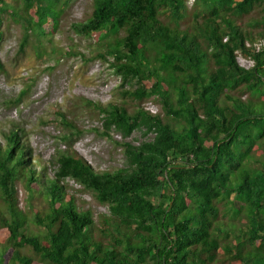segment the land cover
<instances>
[{
    "label": "trees",
    "instance_id": "1",
    "mask_svg": "<svg viewBox=\"0 0 264 264\" xmlns=\"http://www.w3.org/2000/svg\"><path fill=\"white\" fill-rule=\"evenodd\" d=\"M92 1L90 16L73 26L102 49L91 58L73 47L68 54L106 61L137 87L121 90L124 104L79 96L72 105L99 112L101 125L91 129L123 147L124 163L98 170L70 148L48 172L18 130L0 126V264H216L220 253L228 264H264V0ZM57 6L0 0V52L5 13L22 23L24 51L32 34L57 32ZM152 97L162 112L143 107ZM55 113L71 146L84 128ZM69 180L108 207L99 236ZM18 182L45 198L35 210L42 234L27 227Z\"/></svg>",
    "mask_w": 264,
    "mask_h": 264
},
{
    "label": "rangeland",
    "instance_id": "2",
    "mask_svg": "<svg viewBox=\"0 0 264 264\" xmlns=\"http://www.w3.org/2000/svg\"><path fill=\"white\" fill-rule=\"evenodd\" d=\"M192 2L193 0H190L189 7H192ZM57 4L64 8L57 32L49 33V36L42 35L39 31L32 34L24 51L20 50L26 34L22 23L16 21L11 14H4L5 39L0 57L5 68L0 70V126L3 130L5 128L9 131L19 130V135L30 143L35 157L45 163L48 172L54 170L52 158L57 156L59 151L70 148L91 163L95 169L105 170L121 166L125 160L123 147L106 137L99 136L91 129L101 125L98 119L99 112L92 111L87 103H80L74 107L72 102L82 95L88 100L100 101L104 105L130 102V98L124 96L121 90H134L137 87L136 79L115 71L108 62L101 59L86 61L78 55L68 54L69 48L73 47L91 58L102 49L93 36H86L73 26L74 23L86 20L90 16L93 1L57 0ZM59 6L57 7L60 8ZM246 29L252 30L253 33L258 30L255 27ZM111 35L112 33H105L104 37ZM262 44L263 41L257 42V47ZM245 58L239 54L238 60L242 62L244 59L243 64L250 66V59ZM28 69L31 71H28L26 77H20L22 71ZM23 89L24 92L19 98L21 101L13 104ZM246 97L247 95L241 96L243 100ZM134 105L130 107L133 108ZM143 107L154 113L162 112L161 104L154 97L145 101ZM57 108L84 128L81 134L72 136L71 146L60 138L68 129L56 122ZM115 136L121 138L120 134ZM137 136L141 137V134L135 132L132 137ZM0 140H4L1 133ZM34 162L40 163L36 159ZM69 183L73 187L69 192L76 196L79 206L83 209H92L95 230L92 226L90 231L94 230L99 236V220L102 215L108 214V207L100 204L94 195L83 189L80 184L73 180ZM18 195L21 207L30 214L28 229L42 234L45 228L36 223L35 210H42L45 207V198L41 195L33 196L21 182H18ZM25 251L32 252L29 248ZM218 263L228 264L227 255L220 253L216 264Z\"/></svg>",
    "mask_w": 264,
    "mask_h": 264
},
{
    "label": "clouds",
    "instance_id": "3",
    "mask_svg": "<svg viewBox=\"0 0 264 264\" xmlns=\"http://www.w3.org/2000/svg\"><path fill=\"white\" fill-rule=\"evenodd\" d=\"M263 44H264V42H263ZM242 57H244V56H242ZM245 58V57H244ZM246 59V58H245ZM250 62H251V65L250 66H248V65H246V64H243L241 61H240V64L241 65H243V66H245V67H251V66H253V64H254V61L253 60H249ZM245 63V62H244ZM28 71H31V69H28V70H26V71H22V73H21V75H20V77H23V78H25L26 77V75H27V73H28ZM22 89V88H21ZM83 97H85V95H82ZM94 102V101H93ZM102 103V102H101ZM13 130H15V129H13ZM18 134H19V130H18ZM0 141H2V140H0ZM70 181V180H69ZM82 186V185H81Z\"/></svg>",
    "mask_w": 264,
    "mask_h": 264
},
{
    "label": "built area",
    "instance_id": "4",
    "mask_svg": "<svg viewBox=\"0 0 264 264\" xmlns=\"http://www.w3.org/2000/svg\"><path fill=\"white\" fill-rule=\"evenodd\" d=\"M243 61H242V63H244V59H242Z\"/></svg>",
    "mask_w": 264,
    "mask_h": 264
}]
</instances>
